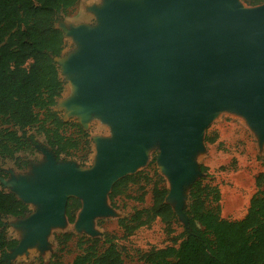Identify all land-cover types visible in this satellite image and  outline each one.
Wrapping results in <instances>:
<instances>
[{
  "label": "water",
  "instance_id": "obj_1",
  "mask_svg": "<svg viewBox=\"0 0 264 264\" xmlns=\"http://www.w3.org/2000/svg\"><path fill=\"white\" fill-rule=\"evenodd\" d=\"M104 1L96 12L115 24L116 38L77 31L89 54L67 69L90 67L102 72L98 80L82 84L87 96L74 108L85 112V117L78 116L85 129V123L99 114L115 120V134L97 139L100 157L90 170L56 164L55 155H48L46 164L36 166L44 181L13 175L17 189L8 191L30 206L41 204L37 214L18 218L24 220L20 226L32 220L27 241L44 233L48 238L52 222L64 224L70 197L82 199L77 226L88 228L92 216L107 211V192L119 179L136 172L155 140L160 142L159 164L169 177L170 195L174 193L178 207L181 187L196 173L188 143L197 140L201 149L202 130L216 114L219 97L247 117L264 138V3L248 9L238 0H145L151 18L158 15L165 22L158 30L134 5ZM64 31L67 36L68 28ZM61 55L55 57L60 73ZM169 157L174 162L162 161ZM59 165L71 169L65 178L52 171ZM185 170L193 172L187 181H183ZM21 241L11 248L14 257Z\"/></svg>",
  "mask_w": 264,
  "mask_h": 264
},
{
  "label": "trees",
  "instance_id": "obj_2",
  "mask_svg": "<svg viewBox=\"0 0 264 264\" xmlns=\"http://www.w3.org/2000/svg\"><path fill=\"white\" fill-rule=\"evenodd\" d=\"M79 0H0V165L9 159L22 169L29 165L22 152H35L36 134L45 137L57 161L77 158L82 162L91 153L90 132L75 119L65 120L54 109L64 89L55 57L65 46L64 33L56 26L61 12ZM259 5L264 0H244ZM34 130V132L32 131ZM214 142L215 137L206 136ZM156 160L153 157L152 163ZM202 171L206 167L201 166ZM5 172L0 167V175ZM157 180L152 187V206L138 209L130 217L119 219L128 234L152 219L160 217L173 230L176 215L166 201L167 188L162 176L144 171L119 179L112 187L110 199L125 193L132 185ZM200 177L189 189V204L184 209L188 223L178 245L153 249L143 255L144 264H264V172L256 178L247 213L240 219L221 215L220 191ZM143 200L144 194L134 196ZM213 202V203H212ZM78 198L67 202L66 216L73 223L80 208ZM32 213L29 204L14 192L0 187V264L4 253L18 240L7 233L4 219L23 218ZM72 233L57 237L59 243L71 239ZM83 251L71 264H124L117 244L111 238L79 237Z\"/></svg>",
  "mask_w": 264,
  "mask_h": 264
},
{
  "label": "rangeland",
  "instance_id": "obj_3",
  "mask_svg": "<svg viewBox=\"0 0 264 264\" xmlns=\"http://www.w3.org/2000/svg\"><path fill=\"white\" fill-rule=\"evenodd\" d=\"M238 1L243 7L248 9L258 6L250 5L244 0ZM80 2L81 0H79L74 7L59 14L56 26L60 28L64 34V30L67 29V21L64 17L74 12L76 6ZM103 2L104 0H101L99 4L93 3L91 5H86V11L90 13L89 9L93 10L97 6L101 7ZM93 12L95 14L94 10ZM95 18L97 17L95 16ZM95 23L97 24L96 20ZM95 23L81 22L79 24L90 25ZM73 24L78 25L76 23ZM64 38L65 46L62 51V57L67 51L74 48V44L68 40V35L66 36L65 34ZM58 68L60 67L58 66ZM61 73L60 78L64 81L65 85L61 96L58 98L55 110L64 118L81 121L80 117L69 115L66 109L60 107L61 105L59 102L63 98L67 84L64 74ZM222 99L226 100L224 97L218 98L220 101H222ZM218 100L215 104L217 108L216 114L202 130L200 138L201 150L194 155V159H196V173L192 180L186 182L181 187V203L178 207L176 206L177 199L170 195L169 188L171 184L169 182V177L159 164L161 149L158 140H155L149 148L142 165L135 170L136 172L133 171L135 173L144 171L153 175L154 169H157L158 173L162 176L163 182L160 184L167 188L168 193L166 200L171 204L176 215V221L172 225L173 230L171 232L168 231L167 225L160 217L152 219L148 224L141 226L131 234L126 233L119 224V219L128 218L136 210L150 208L152 206L151 189L153 183L157 180L154 176L153 181L149 183L143 182L132 185L125 193L118 195L114 202L111 201L109 197L112 189L110 192L108 191L105 196L107 211L92 216L88 228L77 226L79 214L83 208V202L80 198L81 206L75 213L73 223L69 222L66 216L64 224L61 227L52 228L48 234V238L47 233H44L45 239H48L44 247H36V245L33 244L23 255H17L15 257L12 255V249L7 250L3 255L5 264H71L74 257L83 251V247H80L78 243L79 237L83 235L86 237H101L102 239L111 238L117 244L122 254L124 264H144L143 255L145 253L168 245L179 244L181 240L180 234L183 232L187 222V218L182 210L189 204L190 184L198 177H204L205 183L218 187L220 191L219 203L222 217L227 219H240L244 217L247 213L250 199L257 190L256 178L259 173L264 172V138L262 139L260 134L250 126V121L247 120V117L237 113L234 109L228 108L227 102L223 101L217 105ZM100 121L101 120L98 118H93L92 116V118L85 123L87 130L90 132V139L92 141L91 153L88 155L87 160L82 162L81 158L84 152H79L80 154L77 158H68L65 161L58 162L55 161L56 164H70L81 170L92 169L97 164V139H104L107 136L106 127L102 125ZM1 126L4 125L0 123V127ZM32 131L34 132V130ZM207 135L209 137H215L216 140L214 142L207 141ZM35 138V152L31 154L28 152L21 153V155L29 161L27 167L20 169L9 159L1 163V168L6 173V176H0V187L7 190L17 189L16 185H12L11 182L13 175L28 176L29 170L47 163L48 155L54 156L43 135L36 134ZM154 156H156V160L152 163ZM201 166L206 167V171H202ZM18 177L19 176H17V179ZM17 192L20 195L24 193V191H21L19 188ZM143 194V200L134 197ZM31 207L33 210L31 215L37 214L41 208V204L32 203ZM23 221V219H18L16 217L4 219L7 225L8 236L17 239L18 242L21 236L25 234L24 232L21 233L19 230L20 223ZM64 233H72L73 235L70 240L59 243L56 236Z\"/></svg>",
  "mask_w": 264,
  "mask_h": 264
},
{
  "label": "bare ground",
  "instance_id": "obj_4",
  "mask_svg": "<svg viewBox=\"0 0 264 264\" xmlns=\"http://www.w3.org/2000/svg\"><path fill=\"white\" fill-rule=\"evenodd\" d=\"M116 1L118 3H123V4L128 3L130 5H134L137 11L144 15L146 23L148 25H151L153 28L162 30L165 27V22H162L163 20L160 16L157 15L156 16L157 18L155 17L153 19L151 18L152 12L149 10L148 6L145 7V5H143L145 0H116ZM104 2L102 3V6L104 5ZM98 8L99 7L97 6L93 9L95 11V14L92 9H89V12L91 14L98 17L97 24H95L94 26H90L89 24L75 25L72 22H67V28L69 31L68 40L74 44V48L69 51H67L66 49L67 52L60 59L62 73L65 76L67 84H66L65 93L63 95V98L60 100L59 104L61 105V107L66 108L68 113L76 114L81 118L82 116L85 117V112L81 109H77L74 107L75 105L80 104L82 100L87 96V91L82 86V84L85 83L86 81L98 80L99 78H101L102 72L90 67H85L81 69L70 68V70L67 69L68 67H70V64L79 61L80 59H82L83 57L89 54V49L87 47L86 42L77 33V31H84L88 34L97 35L99 37H103L108 40L116 38L117 29L115 24L110 23L109 17L104 15L103 13L98 14V12H96ZM230 108L232 109V107ZM93 118H98L99 120H101L100 121L101 124L106 127L107 136L105 138H112V136L115 134V120L112 119L106 120L103 116L99 114H95ZM261 134H263V132ZM199 147L200 146L197 140L188 143L187 149L191 160H193L194 155H196L197 152L201 150ZM96 153H97L96 158L99 159L100 155L98 154V149H96ZM162 161L174 162L171 157L167 159L163 158ZM40 171L41 169L34 167L28 171L29 172L28 176H24L23 178L29 182H35L37 179L44 181L42 177L41 178L39 177V173H37ZM52 171L55 172L56 176L60 178H65L70 174L71 169H69L67 166L59 165L55 168V170ZM192 176H193V172L185 170V172H183V177H184L183 181L190 179ZM19 178L20 177H18V179ZM31 222L32 220L29 219L24 223L23 226L19 227L21 233L23 232L25 233L23 236H21L20 239L22 240L21 241L22 243L19 245V251H18L19 255H23L28 250V248L33 244H35L36 247H43L47 240L45 239L44 235H42V237L34 239L33 242L27 241V234L29 233L27 231L31 230V225H32ZM60 225H62L61 222L55 221L52 222L50 227L55 228V227H59Z\"/></svg>",
  "mask_w": 264,
  "mask_h": 264
},
{
  "label": "clouds",
  "instance_id": "obj_5",
  "mask_svg": "<svg viewBox=\"0 0 264 264\" xmlns=\"http://www.w3.org/2000/svg\"><path fill=\"white\" fill-rule=\"evenodd\" d=\"M99 4L101 0H81V2L76 6L75 11L70 15H65V20L67 22H72L79 24L81 22L95 23V16L86 11V5Z\"/></svg>",
  "mask_w": 264,
  "mask_h": 264
},
{
  "label": "flooded vegetation",
  "instance_id": "obj_6",
  "mask_svg": "<svg viewBox=\"0 0 264 264\" xmlns=\"http://www.w3.org/2000/svg\"><path fill=\"white\" fill-rule=\"evenodd\" d=\"M0 167H1V165H0ZM2 169V168H1ZM0 176H6V173H4L3 175H0Z\"/></svg>",
  "mask_w": 264,
  "mask_h": 264
}]
</instances>
